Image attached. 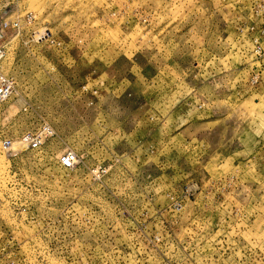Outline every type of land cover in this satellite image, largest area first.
<instances>
[{"label":"rangeland","instance_id":"1","mask_svg":"<svg viewBox=\"0 0 264 264\" xmlns=\"http://www.w3.org/2000/svg\"><path fill=\"white\" fill-rule=\"evenodd\" d=\"M0 18V264H264V0H0Z\"/></svg>","mask_w":264,"mask_h":264},{"label":"built area","instance_id":"2","mask_svg":"<svg viewBox=\"0 0 264 264\" xmlns=\"http://www.w3.org/2000/svg\"><path fill=\"white\" fill-rule=\"evenodd\" d=\"M12 26H16L13 23ZM6 27V22L0 18V33ZM4 56V49L0 46V60ZM16 93L14 81L0 73V106L9 100ZM50 134L49 127L46 124L40 125L31 133L22 135L19 140V144L25 145L26 148L36 149L38 148L43 140ZM77 162V155L72 150H65L60 153L57 157L58 166L62 169H70Z\"/></svg>","mask_w":264,"mask_h":264}]
</instances>
